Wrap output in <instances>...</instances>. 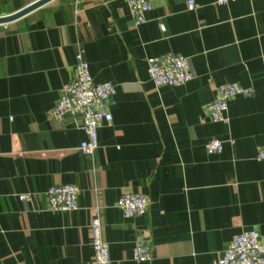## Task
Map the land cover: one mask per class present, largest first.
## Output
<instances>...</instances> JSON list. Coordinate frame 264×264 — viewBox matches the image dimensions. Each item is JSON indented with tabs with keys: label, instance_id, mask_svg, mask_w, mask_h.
<instances>
[{
	"label": "crops",
	"instance_id": "obj_1",
	"mask_svg": "<svg viewBox=\"0 0 264 264\" xmlns=\"http://www.w3.org/2000/svg\"><path fill=\"white\" fill-rule=\"evenodd\" d=\"M33 1L0 0V16ZM187 1L154 0L139 24L124 0H50L0 23V264H95L93 208L106 264H210L237 233L264 242V0ZM76 45L92 81L114 87L91 156L74 118L48 116ZM167 52L188 57L193 77L155 87L145 59ZM223 82L253 93L213 122L207 105ZM210 139L218 152L203 149ZM60 183L77 186V209H47L42 193ZM124 191L146 196L144 213L122 216ZM138 231L144 262L131 259Z\"/></svg>",
	"mask_w": 264,
	"mask_h": 264
},
{
	"label": "built area",
	"instance_id": "obj_2",
	"mask_svg": "<svg viewBox=\"0 0 264 264\" xmlns=\"http://www.w3.org/2000/svg\"><path fill=\"white\" fill-rule=\"evenodd\" d=\"M229 1L234 0H214V4L221 5ZM124 2L134 23L139 24L144 19V13L152 8L154 0H124ZM186 4L188 8L194 6L191 0ZM73 57L72 78L60 88L58 98L48 112V116L57 120L64 116L74 118L84 134L78 149L82 154L91 156L97 147V128L111 121L106 100L113 94L114 87L109 81H92L87 61L79 45H76ZM145 63L148 78L155 87L184 84L193 77L188 57L181 54L167 52L149 56L145 59ZM252 93V88L241 86L236 82L217 84L214 97L207 105L209 119L213 122L223 120L229 99L234 96L249 97ZM220 148L221 142L218 139H210L203 143V149L209 153L218 152ZM256 158L264 159V147L257 150ZM77 194V186L70 183L48 186L42 193L46 207L51 212L77 209ZM32 198V194L28 192L17 194V199L23 203L31 201ZM147 205L148 200L145 195L130 191L122 192L115 200V206L125 218L144 213ZM88 229L93 262L106 264L109 259L108 246L102 238V226L97 208L92 210ZM150 257L146 236L144 232L138 231L134 235L131 259L135 262H144ZM210 264H264V242H261L252 230L237 233L229 240L222 254Z\"/></svg>",
	"mask_w": 264,
	"mask_h": 264
},
{
	"label": "water",
	"instance_id": "obj_3",
	"mask_svg": "<svg viewBox=\"0 0 264 264\" xmlns=\"http://www.w3.org/2000/svg\"><path fill=\"white\" fill-rule=\"evenodd\" d=\"M48 1H50V0H34L33 2L27 4L26 6H23L22 8L16 10L15 12H13L11 14L0 16V23L12 21V20L26 14L27 12L47 3Z\"/></svg>",
	"mask_w": 264,
	"mask_h": 264
}]
</instances>
